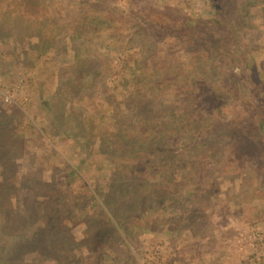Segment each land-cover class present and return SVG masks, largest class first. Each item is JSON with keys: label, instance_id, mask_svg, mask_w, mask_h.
<instances>
[{"label": "rangeland", "instance_id": "rangeland-1", "mask_svg": "<svg viewBox=\"0 0 264 264\" xmlns=\"http://www.w3.org/2000/svg\"><path fill=\"white\" fill-rule=\"evenodd\" d=\"M41 1L48 5L45 9L38 5ZM210 1L0 0V215L6 223L3 232L18 239L26 235L35 246L31 251L28 243L23 258L17 253V264H264V178L256 179L255 160H235L230 180L221 187H228L229 201L220 194L213 200L215 210L192 218L190 230L164 235L142 220L144 228L124 239L109 236L97 244L92 237L109 229L102 217L92 219L97 210L87 211L94 209L85 197L90 188L97 194L105 188L109 172L104 154H115L106 139L125 133V126L143 116L137 105L129 108L119 96L132 85L131 79H124L128 66H121L126 38L110 48L105 42L90 48L85 37L78 36L76 19L92 15L113 20L127 35L129 27L157 26L169 16L207 18ZM217 2L264 72V0ZM57 6L63 11L58 13ZM153 29L148 26L150 33ZM160 29L151 36L160 35ZM43 37L50 41L43 43ZM20 52L39 56L25 58ZM14 53L18 55L12 57ZM76 56L94 60L101 70L110 64L115 73L90 101L87 93L80 96L76 91L73 71L59 70ZM127 57L125 61L135 56ZM64 130L82 134L85 147L66 138ZM231 140L235 146L254 147L238 137ZM171 222L170 228L182 223ZM59 223L66 231L57 230Z\"/></svg>", "mask_w": 264, "mask_h": 264}, {"label": "trees", "instance_id": "trees-1", "mask_svg": "<svg viewBox=\"0 0 264 264\" xmlns=\"http://www.w3.org/2000/svg\"><path fill=\"white\" fill-rule=\"evenodd\" d=\"M217 1H210L207 18L169 16L167 22L159 21L157 26L141 24L140 30L129 27L132 32L127 35L113 20L92 15L88 19L75 17L77 35L85 37L89 47L105 42L110 48L126 38L121 52L126 54L125 59L135 57L121 60V66H128L124 79H131L132 85L119 96L125 97L129 108L137 105L143 116L142 121L125 126V133L106 139L115 154L112 158L104 154L109 172L105 188L98 194L90 188L85 196L94 209L87 211L97 210L92 219L102 217L109 226L107 231L92 235L97 244L109 236L124 239L144 228L142 220L164 235L190 230L192 218L199 220V214L215 210L213 200L220 194L229 201L228 187L225 191L221 187L230 180L236 159L257 161L256 179L264 178V72L254 55L243 48L235 25ZM38 5L44 9L48 6L42 1ZM56 10L63 11L59 6ZM148 26H154L151 33L155 34L161 28L160 35L152 37ZM41 41L50 40L43 37ZM170 47L179 50L170 51ZM18 54L25 58L39 56ZM59 70L73 71L72 83L80 96L88 94V101L114 73L110 64L101 70L94 60L82 56ZM216 79L220 81L216 83ZM61 133L75 140L78 147H85L82 134ZM234 137L254 147L235 146L231 142ZM241 174L245 175L243 170ZM175 219L182 223L170 228ZM5 226L0 215V264H17L14 256L20 253L23 258L22 250L29 239L3 232ZM66 228L59 223L57 230ZM32 243L31 251L35 248Z\"/></svg>", "mask_w": 264, "mask_h": 264}, {"label": "built area", "instance_id": "built-area-1", "mask_svg": "<svg viewBox=\"0 0 264 264\" xmlns=\"http://www.w3.org/2000/svg\"><path fill=\"white\" fill-rule=\"evenodd\" d=\"M6 100H8L7 97H6Z\"/></svg>", "mask_w": 264, "mask_h": 264}]
</instances>
